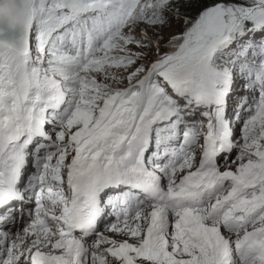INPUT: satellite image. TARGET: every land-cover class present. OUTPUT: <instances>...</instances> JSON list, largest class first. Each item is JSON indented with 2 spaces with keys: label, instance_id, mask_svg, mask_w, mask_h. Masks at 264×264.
<instances>
[{
  "label": "snow or ice",
  "instance_id": "snow-or-ice-1",
  "mask_svg": "<svg viewBox=\"0 0 264 264\" xmlns=\"http://www.w3.org/2000/svg\"><path fill=\"white\" fill-rule=\"evenodd\" d=\"M0 228V264H264V0H0Z\"/></svg>",
  "mask_w": 264,
  "mask_h": 264
},
{
  "label": "bare ground",
  "instance_id": "bare-ground-1",
  "mask_svg": "<svg viewBox=\"0 0 264 264\" xmlns=\"http://www.w3.org/2000/svg\"><path fill=\"white\" fill-rule=\"evenodd\" d=\"M25 216L27 217V213L25 214ZM108 235H113V234H108ZM114 238H117V239H119L120 237H114Z\"/></svg>",
  "mask_w": 264,
  "mask_h": 264
}]
</instances>
